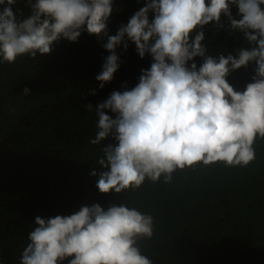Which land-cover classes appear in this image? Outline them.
Segmentation results:
<instances>
[{
	"label": "clouds",
	"instance_id": "clouds-1",
	"mask_svg": "<svg viewBox=\"0 0 264 264\" xmlns=\"http://www.w3.org/2000/svg\"><path fill=\"white\" fill-rule=\"evenodd\" d=\"M113 2L27 0L31 13L19 20L13 12L17 0H0V63L50 55L61 39L77 42L87 31L107 37L103 46L110 54L95 77L103 89L120 67L118 46L126 51L131 41L141 59L151 55L153 62L135 87L113 91L96 107L98 130L90 144L115 141L102 148L97 161L102 170L91 173L99 176V192L119 194L161 177L170 183L177 169L197 164L249 166L255 142L264 139V0H145L127 25L109 35ZM222 17L231 30L243 33L250 50L242 47L237 55L218 59L206 55L203 28L223 27ZM196 57L203 59L199 68ZM253 62V82L236 91L227 76ZM29 94L24 88L23 95ZM153 232V217L126 205L104 210L95 204L68 216H37L20 264H153L138 246Z\"/></svg>",
	"mask_w": 264,
	"mask_h": 264
},
{
	"label": "trees",
	"instance_id": "trees-1",
	"mask_svg": "<svg viewBox=\"0 0 264 264\" xmlns=\"http://www.w3.org/2000/svg\"><path fill=\"white\" fill-rule=\"evenodd\" d=\"M144 6L145 0H114L109 35ZM231 11L240 18L237 7ZM13 12L27 18V0H17ZM221 24L203 28L206 55L218 59L251 49L227 17ZM105 43L107 37L84 31L77 42L61 39L50 55L0 63V264H20L37 216H68L95 204L104 210L126 205L153 217L152 238L138 241L153 264H264V139L255 142L256 157L247 167L197 164L177 169L170 183L161 177L119 194L99 192V176L91 173L102 170V148L115 141L90 144L98 130L96 107L113 91L135 87L153 62L147 53L141 59L131 41L126 51L118 46L120 67L101 89L95 77L110 54ZM193 62L199 68L203 59ZM256 67L232 71L227 82L244 91ZM26 87L29 95H23Z\"/></svg>",
	"mask_w": 264,
	"mask_h": 264
}]
</instances>
